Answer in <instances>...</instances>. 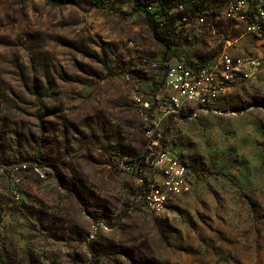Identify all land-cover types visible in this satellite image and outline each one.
Wrapping results in <instances>:
<instances>
[{
	"label": "rangeland",
	"instance_id": "obj_1",
	"mask_svg": "<svg viewBox=\"0 0 264 264\" xmlns=\"http://www.w3.org/2000/svg\"><path fill=\"white\" fill-rule=\"evenodd\" d=\"M68 1L0 0V264H264V73L221 112H155L166 62L251 48L245 22L226 0ZM167 164L187 175L157 213L141 195Z\"/></svg>",
	"mask_w": 264,
	"mask_h": 264
},
{
	"label": "built area",
	"instance_id": "obj_2",
	"mask_svg": "<svg viewBox=\"0 0 264 264\" xmlns=\"http://www.w3.org/2000/svg\"><path fill=\"white\" fill-rule=\"evenodd\" d=\"M223 8V15L228 19L245 22L247 33L254 39L251 48L239 53L233 50L234 41L226 40L211 66L198 65L185 57L170 64L156 98L159 111L155 112L159 122L192 117L202 112H221L219 103L235 83L264 73V0H226ZM193 20L194 25L207 24L206 14L202 12ZM193 20L188 16L182 17L180 21L184 23L180 28L185 27L189 31ZM136 105L145 109L150 107L148 101L140 98H137ZM140 114L147 119V111H140ZM120 164L125 168L128 161L123 159ZM162 169L165 172L163 186L150 184L141 195L157 213L166 209L168 191H180L187 175L186 169L176 164H167ZM94 236L92 233L91 237Z\"/></svg>",
	"mask_w": 264,
	"mask_h": 264
},
{
	"label": "trees",
	"instance_id": "obj_3",
	"mask_svg": "<svg viewBox=\"0 0 264 264\" xmlns=\"http://www.w3.org/2000/svg\"><path fill=\"white\" fill-rule=\"evenodd\" d=\"M55 4H67L70 1L68 0H52ZM105 1L106 0H90L91 4L94 7H104L105 6ZM186 8H188V5L186 4ZM162 14H164L163 21H155V19L152 18V15L150 14L151 17V22L154 23L153 25V30L155 32V36L158 38V40L165 46V47H170V41L171 38H173L176 35V30H177V17L172 16L169 13V9L167 6H162ZM169 67V63L166 62L165 68L167 71V68ZM165 71V73H166ZM165 77V75H164Z\"/></svg>",
	"mask_w": 264,
	"mask_h": 264
}]
</instances>
